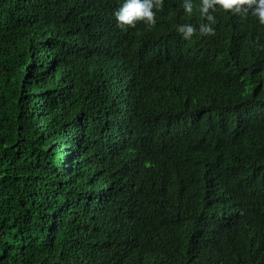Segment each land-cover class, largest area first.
<instances>
[{
  "label": "trees",
  "instance_id": "16d2710c",
  "mask_svg": "<svg viewBox=\"0 0 264 264\" xmlns=\"http://www.w3.org/2000/svg\"><path fill=\"white\" fill-rule=\"evenodd\" d=\"M183 2L0 0V264H264V24Z\"/></svg>",
  "mask_w": 264,
  "mask_h": 264
},
{
  "label": "clouds",
  "instance_id": "9594fccd",
  "mask_svg": "<svg viewBox=\"0 0 264 264\" xmlns=\"http://www.w3.org/2000/svg\"><path fill=\"white\" fill-rule=\"evenodd\" d=\"M163 5V0H123L122 6L115 13L118 26L135 27L138 21L154 27L157 23L156 11ZM194 0H184L183 9L186 14H192ZM230 11L233 14L251 13L258 17L259 23L264 24V0H200V12L207 20L215 22L210 10L216 7ZM177 31L182 34L183 39L190 40L197 33L196 26L192 24L179 25ZM201 35H214V29L210 25L202 24L199 28Z\"/></svg>",
  "mask_w": 264,
  "mask_h": 264
}]
</instances>
